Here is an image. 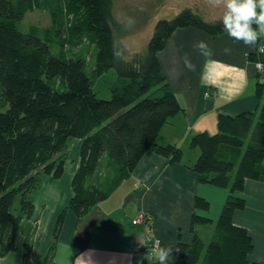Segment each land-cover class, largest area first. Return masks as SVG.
<instances>
[{"label": "trees", "instance_id": "obj_1", "mask_svg": "<svg viewBox=\"0 0 264 264\" xmlns=\"http://www.w3.org/2000/svg\"><path fill=\"white\" fill-rule=\"evenodd\" d=\"M35 10L48 12L51 25L22 31L26 13ZM182 27L224 33L220 20L207 21L200 12L185 8L158 21L147 49L127 56L117 43L123 25L116 0H0V254L17 248L21 223L35 211L30 194L43 176L64 174L73 139L82 140L70 201L79 218L107 199L147 151L172 162L183 160L180 147L157 141L163 126L182 109L158 52ZM86 43L96 48L91 72L76 51ZM112 68L124 84L113 86L110 98L99 97L94 80ZM256 95L258 109L222 114L216 132H198L191 139L190 147L200 149L192 166L200 182L225 188L228 194L216 221L193 213L194 236L173 249L176 264H264L249 260L252 236L234 223L235 212L246 207L242 195L246 180L264 176L261 81ZM195 208L209 211L211 203L198 195ZM64 216L65 211L59 216L56 236ZM206 225L214 226L208 239L198 231ZM33 246L25 243L26 259ZM51 254L44 264H52Z\"/></svg>", "mask_w": 264, "mask_h": 264}, {"label": "crops", "instance_id": "obj_2", "mask_svg": "<svg viewBox=\"0 0 264 264\" xmlns=\"http://www.w3.org/2000/svg\"><path fill=\"white\" fill-rule=\"evenodd\" d=\"M198 39L208 42L212 57L205 58L192 47ZM260 47H264V35L249 47L231 40L225 32L211 35L197 27L175 30L158 52V59L182 109L163 126L157 141L180 147L183 160L172 162L156 151H147L131 175L107 199L79 218L70 205L79 153L73 166L69 167L67 162L61 177L44 175L32 191L30 199L35 211L29 220L31 224L23 228L16 249L0 254V264H44L50 252L52 264H156L157 253L154 258L148 256L146 234L158 238L160 248L174 249L178 242L193 239L194 212L212 215L216 221L227 190L200 182L192 169L200 149H192L190 142L198 132H216L222 114L237 115L259 108L258 81L264 87V51L260 52ZM225 48H230V53L225 54ZM185 54L196 65L195 71L184 66ZM258 61L263 63V70L257 68ZM81 142L77 138L75 147L79 152ZM189 150L192 154L186 159ZM198 195L210 199L211 211L195 208ZM242 195L246 207L235 212L234 223L247 228L252 236L254 249L249 260L264 263V176L247 179ZM63 211L64 220L56 236ZM142 213L150 215L149 222L134 224L133 220ZM29 226L30 232L24 234ZM204 229L207 226L198 231ZM26 242L34 245L27 259ZM169 264H176L171 256Z\"/></svg>", "mask_w": 264, "mask_h": 264}, {"label": "rangeland", "instance_id": "obj_3", "mask_svg": "<svg viewBox=\"0 0 264 264\" xmlns=\"http://www.w3.org/2000/svg\"><path fill=\"white\" fill-rule=\"evenodd\" d=\"M185 8H192L193 10L200 12L207 21L220 20L223 12L222 8L210 5L208 0H116V13L123 25V29L120 32L122 35L117 37V43L127 56H131L135 52L147 49L158 21L162 19H171ZM51 23L52 18L48 12L41 10L28 11L23 21L20 23V29L24 32H29L30 26L43 28L50 26ZM76 51L81 52L85 58L88 70L90 72L93 71L96 67L95 46L86 43ZM123 84L124 82L118 80V75L115 69L112 68L94 80V89L99 97L110 98L112 96V87L117 85L122 87ZM0 109H2L1 106ZM75 144H77V138L71 141L70 149L68 151L67 162L69 167L74 165L76 159L79 157L78 154L81 152V149L80 152L77 150ZM191 154L192 151L189 150L186 154V159L189 158ZM209 186L213 187L211 184ZM208 200L210 201V199ZM20 202L21 194L19 193L16 195L13 205L15 212H18ZM213 203L215 206V201ZM209 217L212 218L213 216L211 215ZM29 220L30 218H26L22 221L19 240L23 228L27 223L31 224ZM206 226L207 229H204L202 232L199 231V233L208 239L213 233L214 226ZM29 229L30 226L24 231V234L29 233Z\"/></svg>", "mask_w": 264, "mask_h": 264}, {"label": "clouds", "instance_id": "obj_4", "mask_svg": "<svg viewBox=\"0 0 264 264\" xmlns=\"http://www.w3.org/2000/svg\"><path fill=\"white\" fill-rule=\"evenodd\" d=\"M208 2L214 7L223 9L220 23L223 25V31L231 40L253 47L259 37L264 35V0H208ZM192 47L205 58L214 55L204 39L194 41ZM230 51V48L224 49L225 54ZM183 62L189 71L196 70V65L187 54L183 57ZM172 251L173 246L159 248L156 254V264H169Z\"/></svg>", "mask_w": 264, "mask_h": 264}, {"label": "built area", "instance_id": "obj_5", "mask_svg": "<svg viewBox=\"0 0 264 264\" xmlns=\"http://www.w3.org/2000/svg\"><path fill=\"white\" fill-rule=\"evenodd\" d=\"M259 51L263 52L264 47H260ZM256 66L259 70H263L262 62L260 61L256 62ZM149 220H150V215L146 213H142L133 220V223L134 224H146L149 222ZM145 240H146V250H148V256L150 258H154L155 254L157 253V250L160 248L159 239L154 237L151 234H146ZM140 264H145V263L141 262Z\"/></svg>", "mask_w": 264, "mask_h": 264}]
</instances>
